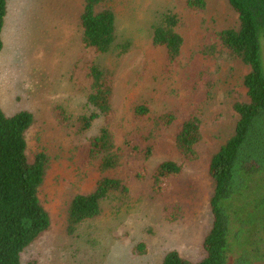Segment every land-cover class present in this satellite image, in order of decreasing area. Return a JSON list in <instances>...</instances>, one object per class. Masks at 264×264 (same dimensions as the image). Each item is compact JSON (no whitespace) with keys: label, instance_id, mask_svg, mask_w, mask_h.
I'll use <instances>...</instances> for the list:
<instances>
[{"label":"rangeland","instance_id":"obj_1","mask_svg":"<svg viewBox=\"0 0 264 264\" xmlns=\"http://www.w3.org/2000/svg\"><path fill=\"white\" fill-rule=\"evenodd\" d=\"M207 2L205 11H190L187 0H113L107 7L117 19L116 49L96 56L94 50L84 49L82 41L85 0L8 1L0 53V107L10 116L22 111L35 116L28 155L34 159L45 152L52 161L41 191L52 226L23 254L22 264H162L172 251L196 263L203 260L212 228L209 166L234 133L233 105L246 97L243 78L248 73L237 61L207 59L205 51L214 45V34L238 25V15L226 0ZM167 12L179 15V32L185 40L182 64L173 70L165 68L164 51L153 46V26ZM124 47L127 53L120 56ZM94 60L113 78L114 117L109 128L117 147L138 127L134 109L144 103L158 116L169 109L178 110L181 119L196 112L204 139L199 159L186 164L184 176L165 196L152 191L149 179H137L141 162L124 158L115 175L128 184L130 195H112L104 202L102 215L72 235L68 232L72 200L94 190L103 177L81 159L79 148L101 126L78 135L75 128L61 123L56 111L61 107L74 116L82 112L85 97L72 77L80 75V65ZM207 83H212L209 98ZM170 158L180 159L174 131L165 134L153 160ZM167 207L178 208L180 219L170 221L173 216L167 215ZM139 244L147 248L143 255L134 253Z\"/></svg>","mask_w":264,"mask_h":264},{"label":"trees","instance_id":"obj_2","mask_svg":"<svg viewBox=\"0 0 264 264\" xmlns=\"http://www.w3.org/2000/svg\"><path fill=\"white\" fill-rule=\"evenodd\" d=\"M8 1L0 0V53L4 48L2 34ZM112 1L85 0L80 18L82 41L84 49L94 50L96 56L113 54L116 49L117 19L107 7ZM226 1L238 15V25L215 33L214 45L207 48L205 55L207 59L212 56L237 61L248 69L243 78L246 97L234 103V133L210 162L214 188L210 200L212 228L205 239L203 260L196 263L172 251L162 264H264V0ZM207 6V0H187L190 11H205ZM180 23L178 14L167 12L153 26V46L164 51L165 68L171 70L182 64L184 56ZM126 53L124 47L119 55ZM79 67L80 75H75L74 80L72 77V82L85 97L82 112L68 115L59 107L56 116L63 125L75 128L78 135L86 136L101 126L79 151L81 159H86L103 177L94 190L72 200L68 211V232L72 235L82 224L101 216L104 202L112 195H130L128 184L115 175L124 158L132 156L141 162L137 179H149L152 191L165 196L184 176L186 164L199 159L198 148L204 139L202 120L196 112L181 119L178 110L169 109L158 116L144 103L134 109L138 127L126 136L121 148L117 147L109 128L114 117L113 78L95 60ZM211 85L206 84L208 98ZM36 123L31 112L10 116L0 107V264H22L23 254L52 226L41 198L51 158L45 152L37 153L34 159L28 155V137ZM168 131L175 133L180 159L156 162L154 156ZM165 212L173 216L170 221L180 219L178 208ZM146 252L145 244L134 249L136 255Z\"/></svg>","mask_w":264,"mask_h":264}]
</instances>
